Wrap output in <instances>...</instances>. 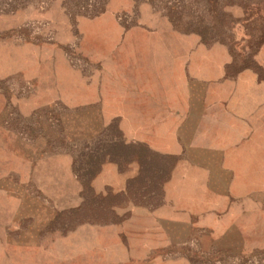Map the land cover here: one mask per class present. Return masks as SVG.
<instances>
[{"label": "rangeland", "instance_id": "rangeland-1", "mask_svg": "<svg viewBox=\"0 0 264 264\" xmlns=\"http://www.w3.org/2000/svg\"><path fill=\"white\" fill-rule=\"evenodd\" d=\"M104 14L124 28L167 22L224 44L230 72L257 68L264 41V0H0V264H160L177 256L190 264H264V215L261 233L250 223L233 240L193 229L177 231L175 243L162 248L136 239L126 206L158 203L170 161L148 163L128 194L97 191L72 167L86 173L104 153L121 150L118 138L126 139L99 105L20 107L40 91L41 80L56 79L58 59L95 76L100 63L81 46L91 26L84 20Z\"/></svg>", "mask_w": 264, "mask_h": 264}, {"label": "crops", "instance_id": "crops-1", "mask_svg": "<svg viewBox=\"0 0 264 264\" xmlns=\"http://www.w3.org/2000/svg\"><path fill=\"white\" fill-rule=\"evenodd\" d=\"M111 17L84 20L91 26L83 30L82 50L101 66L93 78L58 59L56 79L41 80L40 91L20 107L97 104L108 116V125L125 135V143L142 145L170 161L158 203L126 206L136 239L157 241L162 248L175 243L177 231L193 229L233 240L250 223L261 233L264 41L256 54L257 68L230 72L232 58L224 44L206 43L167 22L124 28ZM21 154L17 149L13 155L20 161ZM139 160L134 156L123 167L106 160L91 186L124 191L140 174ZM72 172L82 181L73 167ZM78 186L83 188L81 182ZM160 264L190 261L177 256Z\"/></svg>", "mask_w": 264, "mask_h": 264}, {"label": "trees", "instance_id": "trees-1", "mask_svg": "<svg viewBox=\"0 0 264 264\" xmlns=\"http://www.w3.org/2000/svg\"><path fill=\"white\" fill-rule=\"evenodd\" d=\"M118 136H120L119 133H118ZM118 139H119L118 142H115L114 145L115 146L118 145L120 147L119 149L124 150V152H121V150H118L119 152H117V154H116V153H114V150H111L109 152H106L107 154L104 153L106 156H103V158L98 161L97 166H94L93 169L88 168L86 173H79V172H76L77 171L76 169L74 170L75 173L77 174V176H79V178L81 180H83L85 185L89 186L90 181L92 180L94 175L100 169L101 164L103 162H105L106 160L116 162L121 167H123V165L125 163L129 162L134 156H137L140 159L139 160L140 165H141L140 174L138 175V177L128 181L127 190H126V193L128 194L130 191L132 181L136 180L139 177L144 176V172L146 171V165L148 163L151 164V163L161 159V156L152 153L147 148H144L142 145L127 144L121 138H118ZM85 175H89L88 178H86ZM121 193L122 192H120V194ZM115 194L117 195L119 193H115ZM82 195H84V192L82 193ZM128 199L129 198H127L126 200H128ZM115 204H118V203L114 202L113 205H115ZM113 205H111V207ZM84 208H85V203L83 201L82 205H80V207L76 210H82Z\"/></svg>", "mask_w": 264, "mask_h": 264}]
</instances>
